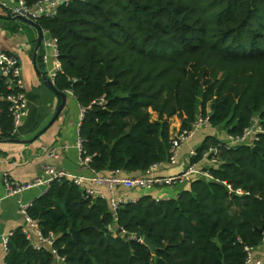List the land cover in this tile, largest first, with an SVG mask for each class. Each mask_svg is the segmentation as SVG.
<instances>
[{
	"label": "trees",
	"instance_id": "trees-1",
	"mask_svg": "<svg viewBox=\"0 0 264 264\" xmlns=\"http://www.w3.org/2000/svg\"><path fill=\"white\" fill-rule=\"evenodd\" d=\"M38 23L58 40L54 83L85 109L79 135L102 174L145 176L168 163L175 118L189 129L208 117L233 136L255 116L264 125V0H70ZM8 92L0 77V136L14 138ZM223 142L207 135L192 159L217 147L212 179L192 176L172 198L123 202L117 219L106 198L54 181L28 210L44 235H56L53 246L35 249L17 228L4 264H246L264 240V135L255 151Z\"/></svg>",
	"mask_w": 264,
	"mask_h": 264
},
{
	"label": "crops",
	"instance_id": "crops-1",
	"mask_svg": "<svg viewBox=\"0 0 264 264\" xmlns=\"http://www.w3.org/2000/svg\"><path fill=\"white\" fill-rule=\"evenodd\" d=\"M0 3V51L15 55L22 68V76L26 86L29 104L28 117L19 127L18 137L29 142H12L11 137L0 136V257L5 258L3 237L17 228H24L27 220L20 212V203H32L46 190L35 187L22 193L8 196L5 188L4 176L18 182L27 183L38 178L47 164L69 172L90 177L91 172L80 164V155L76 147L80 128L81 105L76 97L67 92L66 106L57 118L54 125L38 138H34L52 118L54 112L61 104V98L53 94L43 83L34 65V51L38 40V31L33 26L23 23L11 15V10L17 5L18 0H1ZM43 62V61H42ZM39 69L48 75L44 62ZM181 126L178 118L173 120L172 128ZM211 126L202 128L181 149L176 163H165L157 171L158 175L176 176L185 172L190 164V151L197 149L209 134H219L225 139L226 132H210ZM174 129V130H175ZM35 130V131H33ZM208 134L202 137V133ZM1 131V129H0ZM54 151L55 156H51ZM212 166L207 160L197 165L198 169H208ZM192 177V176H191ZM182 182L181 188L172 186H156L149 190L141 188L119 187L116 197L125 200H137L139 197L151 194L157 199H166L178 196L179 192L189 187V179ZM101 193L107 195L105 187L100 188ZM254 258L264 260V240L253 249Z\"/></svg>",
	"mask_w": 264,
	"mask_h": 264
},
{
	"label": "built area",
	"instance_id": "built-area-1",
	"mask_svg": "<svg viewBox=\"0 0 264 264\" xmlns=\"http://www.w3.org/2000/svg\"><path fill=\"white\" fill-rule=\"evenodd\" d=\"M70 0H44L39 1L36 4L29 6L25 0H18L17 5L11 10V15L14 17L16 14L26 16L30 19L38 21L43 16H54L57 14L59 7L62 4L68 3ZM2 1L0 0V3ZM44 31V42L42 61L48 69V77L55 82V78L62 70V65L59 60V45L58 40L53 37L50 32ZM0 77L4 79V84L8 89L7 102L9 103V110L13 116L14 132H17L19 127L24 123L29 113V104L26 93V86L22 76V68L19 59L10 53L0 51ZM72 93L71 91H68ZM85 109H80V124L84 117ZM210 125L209 118H203L200 116L193 126L189 129L176 128L172 134L170 159L169 163L174 164L179 159L181 149L185 143L195 136L202 128ZM264 135V125L260 116H255L251 126H249L241 135L233 136L226 135L223 146L226 149L235 148L239 145H246L249 147L256 146V143ZM84 140L79 135L76 143L77 150L80 155V164L86 166L90 172V177L75 174L64 169L57 168L53 165L47 164L43 168L42 174L33 181L22 183L13 180L9 174H5L4 182L8 196L22 193L25 190L35 187H43L47 189L54 181L71 180L74 184L84 190L86 198L103 197L109 201L112 212L115 219L117 210L121 203L127 202L125 198L116 197V191L119 187L128 189L141 188L149 190L156 186H171L177 182H184L191 176L203 177L212 179L213 176L208 169H198L197 165L201 161L207 160L212 166L219 165L221 163V157L218 156L219 149L217 147L210 148L203 156V159L199 163H192V159L197 157V149L190 151V164L185 172L176 176H162L158 175L157 171L164 163H158L150 168L145 176L131 177L127 176L124 172H110L109 174H102L99 171L90 167L91 158L87 156L83 146ZM51 156H55L54 151L51 152ZM105 187L107 189V195L101 193L100 188ZM231 189V186H229ZM232 190V189H231ZM238 194H243L242 189L233 190ZM135 201V200H131ZM32 203H20V212L27 220L26 227L23 228L24 234L27 239L32 243L35 249H41L44 245L53 246L56 239L55 234L48 236L44 235L39 229L38 222L32 219L28 210ZM112 225L109 226L110 231H116ZM124 234V230L119 229ZM13 232L3 237V245L5 253H7L8 241ZM264 235V228L262 230ZM134 238V237H133ZM143 242V239H140ZM253 249H248V257L246 264H264V260H257L254 258ZM53 252L57 255V250L53 249ZM64 258L57 256V261L62 262ZM0 264H4V258L0 257Z\"/></svg>",
	"mask_w": 264,
	"mask_h": 264
},
{
	"label": "water",
	"instance_id": "water-1",
	"mask_svg": "<svg viewBox=\"0 0 264 264\" xmlns=\"http://www.w3.org/2000/svg\"><path fill=\"white\" fill-rule=\"evenodd\" d=\"M13 18L29 24L31 26H33L34 28L37 29L38 31V40H37V44L35 47V51H34V65L36 68V71L38 73V75L43 79V83L44 85L56 96L61 98V104L59 105V107L56 109V111L54 112L51 120L41 129L37 132V134L35 135L34 138H38L40 137L42 134H44L48 129H50L54 123L56 122L57 118L59 117V115L62 113V111L64 110L65 106H66V100H67V93L66 92H61L59 91L56 86L55 83L52 81V79H50L44 72H42L39 69L38 66V55L39 52L43 46V42H44V31L42 29V27L40 26V24L38 23V21L30 19L26 16L23 15H19L16 14ZM10 141L12 142H29L32 140H21V139H17V138H13ZM253 150H256V146L253 147ZM70 233L73 235L74 239L79 240V241H83V238L81 236V232L79 230H74L71 229ZM143 243L145 245H147L153 252L156 251V246L152 243V241L150 240V238L146 235L143 238ZM129 241H127V245H129ZM86 246H88V244L86 243Z\"/></svg>",
	"mask_w": 264,
	"mask_h": 264
},
{
	"label": "rangeland",
	"instance_id": "rangeland-1",
	"mask_svg": "<svg viewBox=\"0 0 264 264\" xmlns=\"http://www.w3.org/2000/svg\"><path fill=\"white\" fill-rule=\"evenodd\" d=\"M175 129V128H174ZM210 130V132H212L213 130H214V128H213V126H212V128H210L209 129ZM217 130V132L219 131V132H223L224 130H223V128L222 127H220V128H217L216 129ZM208 130H205L203 133H202V137H204L206 134H208ZM218 136H219V134H217ZM220 137V136H219ZM182 183L181 182H177V183H175V184H173V185H171L172 187H174V188H177V189H179V188H181V185ZM165 187H167V186H165Z\"/></svg>",
	"mask_w": 264,
	"mask_h": 264
}]
</instances>
